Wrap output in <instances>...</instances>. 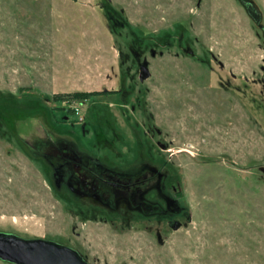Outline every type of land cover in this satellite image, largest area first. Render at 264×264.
Returning <instances> with one entry per match:
<instances>
[{"label":"rangeland","instance_id":"374dc122","mask_svg":"<svg viewBox=\"0 0 264 264\" xmlns=\"http://www.w3.org/2000/svg\"><path fill=\"white\" fill-rule=\"evenodd\" d=\"M73 131L167 169L181 227L77 217L30 153ZM0 231L89 264H264V0H0Z\"/></svg>","mask_w":264,"mask_h":264},{"label":"flooded vegetation","instance_id":"af4514ba","mask_svg":"<svg viewBox=\"0 0 264 264\" xmlns=\"http://www.w3.org/2000/svg\"><path fill=\"white\" fill-rule=\"evenodd\" d=\"M248 11L252 14L250 8ZM73 132H67L70 135L64 138L46 133V138L34 141L37 148L31 146L30 153L39 160L41 170H48L55 189L71 198L66 203L73 207L77 217H114L125 219L126 223L137 218L160 217L172 224L176 216L185 212L180 198L175 196L174 186L167 182V169L139 151L126 157L122 165L111 162L109 156L96 154L94 148L80 146V138ZM78 252L88 262L87 255Z\"/></svg>","mask_w":264,"mask_h":264},{"label":"water","instance_id":"95a60500","mask_svg":"<svg viewBox=\"0 0 264 264\" xmlns=\"http://www.w3.org/2000/svg\"><path fill=\"white\" fill-rule=\"evenodd\" d=\"M139 73L141 82L150 77L146 62L140 65ZM170 225L173 230L181 227L178 221ZM0 260L12 264H88L71 247L45 239H24L4 233H0Z\"/></svg>","mask_w":264,"mask_h":264},{"label":"trees","instance_id":"16d2710c","mask_svg":"<svg viewBox=\"0 0 264 264\" xmlns=\"http://www.w3.org/2000/svg\"><path fill=\"white\" fill-rule=\"evenodd\" d=\"M94 97V94H86V93H77L73 97L76 98L77 100H82V99H90L91 97Z\"/></svg>","mask_w":264,"mask_h":264},{"label":"built area","instance_id":"2783aa9c","mask_svg":"<svg viewBox=\"0 0 264 264\" xmlns=\"http://www.w3.org/2000/svg\"><path fill=\"white\" fill-rule=\"evenodd\" d=\"M78 113H79V111H78ZM78 113H77V114H78Z\"/></svg>","mask_w":264,"mask_h":264}]
</instances>
